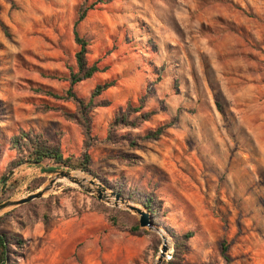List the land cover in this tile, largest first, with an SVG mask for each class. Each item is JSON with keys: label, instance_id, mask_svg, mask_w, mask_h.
Masks as SVG:
<instances>
[{"label": "rangeland", "instance_id": "obj_1", "mask_svg": "<svg viewBox=\"0 0 264 264\" xmlns=\"http://www.w3.org/2000/svg\"><path fill=\"white\" fill-rule=\"evenodd\" d=\"M94 1L0 0V202L35 191L49 177L47 162L11 167L9 138L20 129L42 134L64 155L83 150L80 126L58 109L73 112L74 103L37 90L68 88L64 78L76 67L73 23L79 6ZM78 29L89 41V61L99 59L104 70L77 83L76 94L88 99L96 84L115 81L95 98L109 105L92 110L93 134L103 138L117 109L135 104L146 89L152 93L144 110L156 113L117 132L170 126L135 149L95 143L89 154L97 176L62 168L116 193L102 178L114 184L123 176L126 189L153 192L161 202L156 224L170 240L164 262L173 252L171 228L193 231L185 263L264 264V0H104ZM133 196L122 197L142 205ZM33 201L31 211H16L21 222L30 219L24 225L6 216L19 206L0 214V231L25 241L18 264H154L159 234L112 225L110 214L131 221L115 211L126 210L121 206L65 179Z\"/></svg>", "mask_w": 264, "mask_h": 264}, {"label": "trees", "instance_id": "obj_2", "mask_svg": "<svg viewBox=\"0 0 264 264\" xmlns=\"http://www.w3.org/2000/svg\"><path fill=\"white\" fill-rule=\"evenodd\" d=\"M104 0H96L89 5L81 4L78 8L77 18L73 23V38L77 45V50L74 53L75 69L73 67L69 68L68 76L64 80L68 81V88L62 93L58 94L48 90H37L44 95L50 96L56 100L61 101H71L75 105V111L68 112L61 108L62 114L65 118L74 121L80 126L83 134V150L79 156H74L72 154L64 155L59 145L49 142L40 133H35L32 130L20 129L17 134L12 135L9 138V147L13 149L16 153L15 158L10 162L11 167H16L21 164L30 165H42L44 163L51 164L50 168L56 167H67L71 170H81L88 174H94L97 176L90 168V154L89 149L94 146L95 143H110L113 145L123 144L130 149L137 148L141 142L148 140H156L164 133L165 129L170 126L169 123H163L155 128L147 130L144 134L133 135L129 132L118 133L117 130L120 129H134L137 128L141 123L147 121L153 114L156 113L155 110H144L145 102L148 96L152 93L150 89H146L137 99L136 103L128 102L124 107H119L114 114L112 120L109 122L106 134L103 138H99L93 134V122L91 117V112L94 108L98 106L109 105L108 101H95V98L99 96L107 88L115 84L114 80L103 81L98 83L92 89L88 99L79 97L74 91V86L88 78L94 76L95 73L101 72L104 68L98 65L99 59L90 62L88 54L89 41L86 37L80 34L78 25L86 16L89 9L93 8L97 3H102ZM52 109V108H47ZM133 156L124 157L127 163H134ZM105 182L112 185V187L122 196L126 195L129 197H134L133 194L138 195L136 201L142 204L151 214L154 223L156 224L160 220V210L161 202L157 199L153 192L141 193L133 189H126V181L123 176L115 179V183L111 184L107 179L102 178ZM35 201H30L26 204L19 206L8 212L6 216L12 217V219L19 225H24L26 222L30 221L27 218L26 222H21V220L16 215V211L21 208H27L31 211L35 205ZM105 211H114V209H108L103 204H99ZM127 217H130L131 221L126 223H119L116 216L110 214L107 220L115 226H119L122 229H126L132 234L139 235L142 232H147V230L141 228L138 224L137 219L129 211L126 210H115ZM3 217H0V222ZM173 245V252L169 260L163 264H188L183 261V254L186 242L193 236V231L189 230L184 233H177L171 228H167ZM25 241L23 237L17 233L13 232H1L0 231V264H18L19 259L23 256L22 248ZM158 245L156 249H158ZM227 246L221 244V253L226 261H229L226 255ZM200 264H213V263H200Z\"/></svg>", "mask_w": 264, "mask_h": 264}, {"label": "water", "instance_id": "obj_3", "mask_svg": "<svg viewBox=\"0 0 264 264\" xmlns=\"http://www.w3.org/2000/svg\"><path fill=\"white\" fill-rule=\"evenodd\" d=\"M46 172L49 174V177L47 178L46 182L35 191L30 192L29 194L20 198H7L1 201L0 214L35 199L42 198L53 189L56 182L65 179L70 183L77 185L84 191L90 194H95V196L99 200L107 203H112L115 206H121L122 208L135 214L137 216L138 224L140 227H146L157 232L161 238V245L156 255L154 264H163L164 260L168 258L170 254V240L168 239L169 236L162 228L154 223L150 212L143 205H138L133 201L120 196L118 193L108 189L106 186L92 177L88 180L85 178L80 179L72 175L70 173L71 171L62 167L48 169L46 170ZM160 230H163L165 232V236L160 234ZM167 240L169 241V243H167Z\"/></svg>", "mask_w": 264, "mask_h": 264}, {"label": "bare ground", "instance_id": "obj_4", "mask_svg": "<svg viewBox=\"0 0 264 264\" xmlns=\"http://www.w3.org/2000/svg\"><path fill=\"white\" fill-rule=\"evenodd\" d=\"M71 173V172H70ZM72 175H74V176H76V177H78V178H80V179H82V178H85V179H89V177L87 176H84V175H82L81 173H71ZM53 190V189H52ZM160 234H162V235H164L165 236V232L163 231V230H160ZM167 243H169V241L167 240Z\"/></svg>", "mask_w": 264, "mask_h": 264}]
</instances>
